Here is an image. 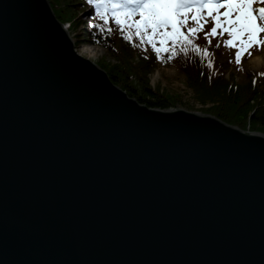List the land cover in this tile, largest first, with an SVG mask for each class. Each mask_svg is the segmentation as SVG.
Instances as JSON below:
<instances>
[{
    "label": "water",
    "instance_id": "1",
    "mask_svg": "<svg viewBox=\"0 0 264 264\" xmlns=\"http://www.w3.org/2000/svg\"><path fill=\"white\" fill-rule=\"evenodd\" d=\"M68 32L0 0V264H264V134L139 104Z\"/></svg>",
    "mask_w": 264,
    "mask_h": 264
},
{
    "label": "trees",
    "instance_id": "2",
    "mask_svg": "<svg viewBox=\"0 0 264 264\" xmlns=\"http://www.w3.org/2000/svg\"><path fill=\"white\" fill-rule=\"evenodd\" d=\"M47 2L55 19L67 23L69 29L76 26L78 11L86 10L84 34L88 42L103 48L109 57L101 62L106 68V75L113 85H118L139 104L167 109L181 101L176 94L167 93L149 81V73L156 65L169 66L180 74L181 82L192 91V97L211 103L212 107L208 110L212 114L227 122L264 132V70H243L244 82H237L233 75H226L228 61L223 56L225 45L219 44L218 33L206 35L210 33L208 26L201 31L189 32V28H196L189 17L180 26V38H165L161 43V37L156 36L154 48L147 40L141 43L135 29L121 31L111 15L107 16L108 24L101 27L104 22L94 15L95 5L89 4L88 0ZM108 28L113 31L109 33ZM239 50L243 51L240 47ZM242 56L246 57L247 53ZM235 61L237 63L236 58Z\"/></svg>",
    "mask_w": 264,
    "mask_h": 264
},
{
    "label": "snow or ice",
    "instance_id": "3",
    "mask_svg": "<svg viewBox=\"0 0 264 264\" xmlns=\"http://www.w3.org/2000/svg\"><path fill=\"white\" fill-rule=\"evenodd\" d=\"M88 3L95 5L94 15L104 22L101 27L108 24L107 16L111 15L121 31L135 29L141 43L147 40L154 48L156 36L161 37V43L165 38H180V26L187 22L190 13L196 28H189V32L203 30V24L210 17L213 27L206 35L217 34L219 28L221 35L227 32L231 37L226 41L229 46L237 47L234 43L237 40L242 50L253 45H264V39L259 38L264 33V6L254 7L264 5V0H88ZM196 12L201 15L198 17ZM204 12H207V16L203 15ZM137 16L139 19H134ZM107 30L109 33L113 31L111 28ZM240 58L241 51H237V63Z\"/></svg>",
    "mask_w": 264,
    "mask_h": 264
},
{
    "label": "rangeland",
    "instance_id": "4",
    "mask_svg": "<svg viewBox=\"0 0 264 264\" xmlns=\"http://www.w3.org/2000/svg\"><path fill=\"white\" fill-rule=\"evenodd\" d=\"M260 6H264V5H260V4L254 5V7H260ZM85 11L86 10H82V9L78 11L77 13L78 22L76 21L77 24L73 28L69 29L67 27L68 26L67 23H62L61 21L59 22L64 29L69 30L68 36L74 41L75 55L88 60L96 68H99L106 73L105 70L106 68H104L103 65L101 64V62H104L109 58L105 53V50L96 44H92L88 42L85 37L84 29L86 27V24L83 22L85 20V14H84ZM205 26H208V29H210L211 23L208 22L206 25H203V27ZM217 33L219 34L218 35L219 44L220 45L222 44L223 46L225 45L223 47V56H226L228 61V70L226 72V75L227 74L233 75L235 81L244 82L246 77L242 72L243 70L247 69L249 71H259V72H262L264 70V45L261 44L254 45L253 47H255V49L252 50H249L251 48H247L246 50L247 56L246 57L242 56L240 58V62L235 63L236 61L234 55L236 54V50L240 47L239 42H235L237 47L229 46L226 43V37L228 34L221 35L220 32ZM259 38L264 39V33H261ZM257 54L260 56V62L254 63L252 62V58ZM149 74H150L149 81L151 85L158 86L159 89L167 93L176 94L181 100L179 101L183 102L182 105H180L181 103L179 102L178 104L172 107H183V109L190 112H196L198 114L209 115L214 118H217L218 120L230 126H234L237 128H241L259 134H264V132L260 130L246 128L241 125L239 126L235 122H227L212 114V112L208 110L209 107H212L211 103L209 104L208 102H205L203 100H197L196 98L192 97L193 96L192 91L186 88L185 85L181 82L180 74L173 67L156 65V67ZM115 86L119 87L118 85ZM239 120L241 121V119Z\"/></svg>",
    "mask_w": 264,
    "mask_h": 264
},
{
    "label": "bare ground",
    "instance_id": "5",
    "mask_svg": "<svg viewBox=\"0 0 264 264\" xmlns=\"http://www.w3.org/2000/svg\"><path fill=\"white\" fill-rule=\"evenodd\" d=\"M78 60V59H77ZM81 61V60H79ZM252 62L259 63L260 62V56L257 54L252 58ZM84 63V62H83ZM85 64V63H84Z\"/></svg>",
    "mask_w": 264,
    "mask_h": 264
}]
</instances>
